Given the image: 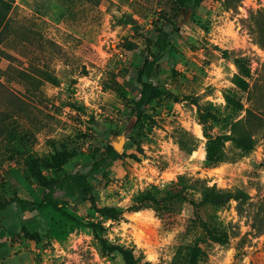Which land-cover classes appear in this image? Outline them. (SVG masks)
<instances>
[{
	"label": "rangeland",
	"instance_id": "374dc122",
	"mask_svg": "<svg viewBox=\"0 0 264 264\" xmlns=\"http://www.w3.org/2000/svg\"><path fill=\"white\" fill-rule=\"evenodd\" d=\"M228 8L223 0H203L189 19L176 18L180 30L171 35L159 82L177 99L153 100L143 126L132 130L126 104L138 92L141 53L126 44L142 49L161 14L174 16L166 0L11 2L13 29L0 39V264H123L118 254H105L88 221L102 224L109 244L134 246L148 264H172L189 241L199 242V264H264V131L253 134V149L234 161L204 163L206 134L221 132L202 123L199 112L205 102L224 106L235 58L248 61L249 82L257 84L250 103L241 99L243 108L257 106L264 117V44L249 29L264 0L230 1ZM38 56L36 64L46 66L56 84L43 82L40 93L26 94L34 79L27 65ZM120 137L107 179L93 183L97 206L116 207L118 214L101 216L77 197L60 212L38 205L42 190L31 169L46 179L83 172ZM225 150L234 153L229 142ZM180 175L248 196L240 209L230 200L217 211L228 228L225 241L198 239L204 231L187 200L160 213L131 208L136 191L162 188Z\"/></svg>",
	"mask_w": 264,
	"mask_h": 264
},
{
	"label": "trees",
	"instance_id": "16d2710c",
	"mask_svg": "<svg viewBox=\"0 0 264 264\" xmlns=\"http://www.w3.org/2000/svg\"><path fill=\"white\" fill-rule=\"evenodd\" d=\"M13 0H0V39L7 29H13L10 24V4ZM203 0H166V7L173 13V17L161 14L159 25L155 27L154 33L146 36L144 46L140 49L137 44H126L127 49L139 50L141 53L137 67L138 92L134 98L127 102V119L132 121L131 129L143 126L146 113L145 108L153 100L177 99V96L164 89L159 82V73L166 55L172 49L170 44L171 35L179 32V21L191 17L194 9ZM238 3L240 0H223L225 9L229 2ZM253 26H250V33L258 40L259 44H264V9L251 14ZM40 56V55H39ZM37 60L29 62L27 69L34 77L26 94L40 93V85L43 82L56 84V79L46 66L36 64ZM234 65L237 72L232 78V87L223 90L224 106L215 107L210 102H205L199 112V119L202 123H210L220 130V134L212 136L206 134L204 145V163L208 167H216L226 162L234 161L253 149L256 140L253 134L264 131V117L262 112L256 111V107L248 106L243 108L242 98L245 97L250 103L252 94L257 90L256 81L250 83V67L244 58H235ZM259 88V87H258ZM20 110V105L16 107ZM244 114L242 115V113ZM4 137V134H3ZM229 142L234 153L229 156L225 150V143ZM180 146L186 148L182 142ZM188 149V154L194 148ZM119 157L113 146L106 145L98 153L83 172H63L55 179H46L35 168L31 169L33 179L42 190V201L38 204L42 206L47 203L54 211L60 212V207L68 204L70 200L77 197L82 203H88L90 208L106 218H113L119 210L113 206H97L95 186L93 183H100L107 179L111 166ZM56 193H59L56 195ZM194 195L198 199H194ZM248 196L239 189L234 191L221 189L215 184L208 185L207 181L178 176L176 181H170L164 187L150 186L143 190L136 191L132 196L131 208L147 207L160 213L167 209L172 202L187 200L193 207L195 223L204 231L199 234V240L208 239L211 241H225L228 237V228L219 221L217 211L225 208L230 200L237 201V208ZM6 203L2 205L4 207ZM1 209V208H0ZM204 215V216H203ZM96 237L105 254L115 253L120 256L123 264H148L142 262L141 255L134 254L135 248L132 245H112L102 236L104 230L100 222L88 221L86 224ZM263 230L257 229V233ZM198 241L184 242L177 248V254L172 264H199L202 251L198 247Z\"/></svg>",
	"mask_w": 264,
	"mask_h": 264
},
{
	"label": "water",
	"instance_id": "95a60500",
	"mask_svg": "<svg viewBox=\"0 0 264 264\" xmlns=\"http://www.w3.org/2000/svg\"><path fill=\"white\" fill-rule=\"evenodd\" d=\"M113 149L117 152L120 150L121 145H122V137L119 138L118 142H113Z\"/></svg>",
	"mask_w": 264,
	"mask_h": 264
}]
</instances>
